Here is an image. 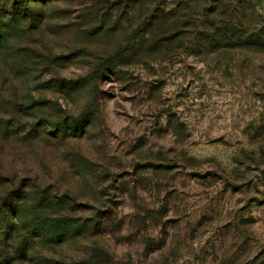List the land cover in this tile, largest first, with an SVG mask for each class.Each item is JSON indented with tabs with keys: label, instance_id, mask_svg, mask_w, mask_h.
Here are the masks:
<instances>
[{
	"label": "rangeland",
	"instance_id": "374dc122",
	"mask_svg": "<svg viewBox=\"0 0 264 264\" xmlns=\"http://www.w3.org/2000/svg\"><path fill=\"white\" fill-rule=\"evenodd\" d=\"M25 2L0 0V206L68 229L28 252L0 215V264H264V0Z\"/></svg>",
	"mask_w": 264,
	"mask_h": 264
},
{
	"label": "trees",
	"instance_id": "16d2710c",
	"mask_svg": "<svg viewBox=\"0 0 264 264\" xmlns=\"http://www.w3.org/2000/svg\"><path fill=\"white\" fill-rule=\"evenodd\" d=\"M56 1L57 0H26L25 2V5L27 6L26 11L27 13L30 14V16H33V13L40 15L41 10L48 3H52ZM18 3L19 2H13L12 7L15 9V6H18ZM33 6H36L37 9L35 10ZM3 7L4 5L1 6V11ZM26 20H27V16L25 15L23 18V21L26 22ZM14 124H15L14 122L9 123V125H4L0 123V132L2 133L3 137H5V139L3 140L4 143L8 142L11 139V135H12L11 129ZM6 181L7 180L5 179L1 180L0 178V186L6 185L8 183ZM48 199L49 198L47 197L46 199H43L41 202L38 203L37 207H35V212H36L35 214H39L42 211L43 212L46 211V208H42V204L46 203ZM58 200L62 201L63 206L69 207V209L65 208L67 211L72 210V206L75 205L74 198L71 195L67 197L66 195H64L63 198H59ZM22 201H18L17 195L12 194V195L7 196L5 200L3 201L2 205L0 206V215L5 220L6 224H9V226H6V227L10 231L21 229V231L24 232L26 231L27 228H22V226H19L17 224H21V223L30 224L29 228L32 233H29V236L31 237L32 241H38V243L27 244L24 242L20 245V248L28 252H31L32 249L38 245H41L42 247H46L49 250L61 247L63 244V242H61V238L64 234L67 235L66 231L68 227L65 226L63 228L62 227L60 228V227H54V226H50V227L35 226L34 223L36 224L40 222L44 223V221H40L44 216L40 217L39 215H36V218L32 217V211H29L27 213L28 209L26 208V204H24V202ZM65 212L66 211L62 212L63 217H66L64 216ZM56 216H57L56 218H58V221L56 222L58 223L59 220L61 221L59 213L58 215L56 214ZM62 222L67 223V220L64 219ZM50 224H54V223H50Z\"/></svg>",
	"mask_w": 264,
	"mask_h": 264
}]
</instances>
